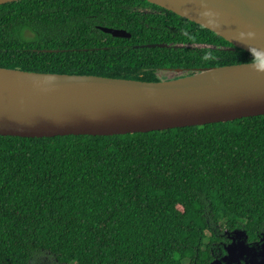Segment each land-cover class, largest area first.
I'll list each match as a JSON object with an SVG mask.
<instances>
[{"label": "trees", "instance_id": "16d2710c", "mask_svg": "<svg viewBox=\"0 0 264 264\" xmlns=\"http://www.w3.org/2000/svg\"><path fill=\"white\" fill-rule=\"evenodd\" d=\"M256 60L145 0L0 5L3 68L159 81V71ZM234 227L249 240L264 231V115L125 135L0 136V264L45 253L63 264H206L218 233Z\"/></svg>", "mask_w": 264, "mask_h": 264}, {"label": "water", "instance_id": "95a60500", "mask_svg": "<svg viewBox=\"0 0 264 264\" xmlns=\"http://www.w3.org/2000/svg\"><path fill=\"white\" fill-rule=\"evenodd\" d=\"M20 0H0V5ZM210 30L256 61L141 81L0 67V136H112L264 115V0H145ZM113 37L122 29L99 27ZM148 44L141 47H154ZM206 264H264V231L223 230Z\"/></svg>", "mask_w": 264, "mask_h": 264}, {"label": "flooded vegetation", "instance_id": "af4514ba", "mask_svg": "<svg viewBox=\"0 0 264 264\" xmlns=\"http://www.w3.org/2000/svg\"><path fill=\"white\" fill-rule=\"evenodd\" d=\"M147 2V1H146ZM152 5H154V4H152ZM154 6H156V5H154ZM163 9V8H162ZM165 10V9H164ZM143 11H147V12H151V11H154V10H152L151 8H149V7H147V8H145V9H143ZM104 33V32H103ZM106 34H108V33H106ZM130 37V36H129ZM118 38H120V37H118ZM157 74H158V76H160V77H163V78H166V79H168V78H172V77H175L176 76V73L175 72H173V71H159V72H157ZM229 230V231H232L233 229H235V227L233 228V229H227V228H223L222 230H221V232L220 233H218V235L221 237V239L219 240V241H217L218 243H224V244H227V243H229L230 242V239L227 237L226 239H224L223 237H222V234H223V230ZM257 236V235H256ZM258 239H257V237H256V239H253V240H249L248 239V237H247V241L248 242H255V241H257ZM216 244V242H213V243H211V246H214ZM210 246V254H211V260L210 261H212V260H214L215 259V257L212 255V253H211V249H212V247ZM30 264H63V263H60V262H58L54 257H52L51 255H49L48 253H45L44 255H41V256H38V257H35L32 261H31V263Z\"/></svg>", "mask_w": 264, "mask_h": 264}, {"label": "rangeland", "instance_id": "374dc122", "mask_svg": "<svg viewBox=\"0 0 264 264\" xmlns=\"http://www.w3.org/2000/svg\"><path fill=\"white\" fill-rule=\"evenodd\" d=\"M171 72V71H170ZM173 78V77H172ZM169 79V78H168ZM206 235L208 236V232L206 233Z\"/></svg>", "mask_w": 264, "mask_h": 264}]
</instances>
